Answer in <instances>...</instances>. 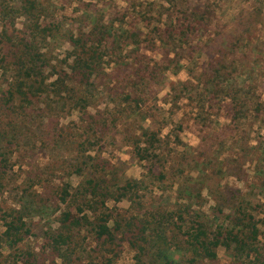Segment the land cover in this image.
<instances>
[{
	"label": "rangeland",
	"instance_id": "obj_1",
	"mask_svg": "<svg viewBox=\"0 0 264 264\" xmlns=\"http://www.w3.org/2000/svg\"><path fill=\"white\" fill-rule=\"evenodd\" d=\"M41 2L46 7V15L59 20L54 24L62 33H76L80 29L87 32L100 20L106 25L113 23L114 29L140 28L148 39H153L155 45L144 43L138 48L135 59L153 64L167 53L169 57L175 56L180 60L181 66L176 72H173L172 66L161 74L157 73L159 75L153 82L144 81L145 85L135 88V70L131 65L126 67L122 63L126 60L131 63L133 59L130 50L134 46L130 45L121 53L117 50L110 57H105L104 74L92 80V86L87 90V111L90 114L106 111L103 119L109 126L90 154H98L110 162L120 184H124L125 179L143 181L138 188L140 197L136 199L141 210L137 203L130 208L126 199L118 203L108 201L109 208H116V212L124 216L136 215L141 221L145 211L173 210L178 203L190 201L196 210L206 212L210 221L219 223L223 216L218 214L217 208L226 214L238 204H250V212L258 220L264 218V107L258 113L253 109L256 99L264 101V0ZM48 20L51 21L50 18ZM24 22L23 17L17 18L15 27L21 30ZM173 26L179 28L180 37L174 32L173 38H167L165 33L164 39L159 42L157 36L163 35L166 27ZM155 28L160 30V34ZM109 32H112L111 28ZM104 45L111 46L108 42ZM151 46L153 49H150ZM71 50L70 44L61 36L42 49L51 56V65L57 70L68 69L64 60ZM5 77L0 75L1 88ZM178 82L187 84V90ZM130 89L142 92L145 101L137 107L131 101L130 106L123 105V110L118 102ZM235 94L238 102L245 101L249 110L245 117L238 116L236 120L232 118L231 100ZM43 103L52 109V112L48 111L50 115L46 110L39 111ZM115 106L118 108L115 109ZM132 109L136 111L133 113ZM36 112L40 117L35 114L26 121L27 126L24 120L17 118L12 124L21 130V136L17 141L19 145L11 147L10 170L3 174L0 184V205L20 206L25 201L21 198V188H26L35 177L38 180L36 175L40 174L41 184L31 189L40 195L35 201H40L39 206L44 211L32 212L27 218L31 222L32 234L20 246L39 252L38 264H62L49 253L41 252V246L46 244L43 232L47 227L57 225L59 211L65 209V205L55 203L53 188L61 183V169L76 161L72 146L58 141V129L55 127H72L69 122L79 120V115L75 111L68 112L67 107L61 106L53 95L45 96ZM115 118L113 126L111 123ZM5 123L6 119L0 115V128ZM140 126L161 130L158 156L153 159V164L138 162L131 152L133 135ZM47 127L51 128L50 133ZM51 138L57 142L53 143ZM149 165H153L155 172H163L164 179L152 178L147 173ZM80 179L75 173L65 178L73 186ZM198 190L200 199L195 197ZM57 206L58 211L51 214ZM216 216L220 219L214 218ZM259 226L264 230L263 221ZM2 228L0 223V230ZM79 236L77 263L103 264L104 258L111 256V253L102 255L105 254L103 247H97L92 235L83 231ZM116 250L118 256L113 264H136L137 255L144 264L152 262L148 253L139 255L126 242H122ZM2 252L4 257L11 255L9 249L3 248ZM217 255V260L212 263L207 260L195 264L234 262L221 247L217 249ZM190 257L188 254V259ZM171 258L179 264H188L177 250L171 253Z\"/></svg>",
	"mask_w": 264,
	"mask_h": 264
},
{
	"label": "trees",
	"instance_id": "obj_2",
	"mask_svg": "<svg viewBox=\"0 0 264 264\" xmlns=\"http://www.w3.org/2000/svg\"><path fill=\"white\" fill-rule=\"evenodd\" d=\"M46 13V7L41 0H0V75L6 76L3 78L2 88L0 87V115L6 119V123L0 128V184L3 174L7 169L10 170L8 161L12 156L11 147L13 144L19 145L17 141L21 130L16 124L12 126L15 118L24 120L27 126L26 121L35 114L40 117L36 109L42 99L49 95L56 96L61 106L67 107L68 112L75 111L79 115V120L69 122L72 127H55L58 129V141L72 146L71 151L76 161L68 164V168L61 169V183L53 188L55 203L65 205V209L59 211L57 225L54 228L47 227L43 232L46 244L41 246V252L49 253L62 264H80L76 262L80 253L78 239L81 232L85 231L92 235L97 247H103L105 254L102 255L111 253V256L104 258L103 264L114 263L118 256L116 248L122 242L137 250L139 255L148 253L152 257L151 264H179L171 258L174 250L179 251L188 264L207 260L212 263L218 258L219 247L230 254L234 260L232 264H264V230L259 226L260 222H264V218L258 220L250 212V204H238L237 208L226 214H223L221 208H217L218 214L222 213L223 216L219 223L210 221L208 214L200 209L196 210L190 201L178 203V209L145 211L141 221L136 215L124 216L116 212V208L108 207V201L118 203L126 199L130 208L137 203L138 209L141 210L140 202L136 199L140 197L138 188L143 181L125 179V183L120 184L112 164L98 154H90L99 145L109 126L103 119L106 111L96 114L87 111V90L92 86V80L104 74L105 57H110L117 50L121 53L122 49L130 45L134 46L133 50H130L133 59L131 63H128L130 60L122 63L126 67L131 65L135 70V88L145 85L144 81L153 82L157 75L172 66L173 72H176L181 66L180 60L175 56L169 57L167 53L159 62L155 61L153 64L135 59L138 48L144 43L155 45L153 39H148L140 28L114 29L113 23L106 25L100 20L87 32L80 29L76 33H62L59 26L54 24L59 20L53 16L51 20ZM19 17L25 20L21 30L15 27V21ZM175 27H166L164 34L157 36V40L162 41L165 33L167 38H173L174 32L180 37L179 28ZM109 28L112 32H109ZM155 30L160 34L158 28ZM58 36L66 39L72 48L64 60V63H68L67 70L55 69V66L51 65V56L42 51L43 47ZM104 42L111 46L104 45ZM150 49H153L152 46ZM68 59L71 61L68 62ZM217 71L219 70L213 72ZM177 84L187 90V84ZM231 100L232 118L236 120L238 116L245 117L249 111L246 102H238L236 94ZM131 101L137 107L145 98L142 92L130 89L124 93L118 104L122 105L124 110L123 105L130 106ZM263 107L264 101L256 99L254 111L258 113ZM46 108L47 105L43 103L39 111L52 112V109ZM117 108L115 106V109ZM132 111L134 113L136 110ZM114 122L116 118L111 125L114 126ZM47 128L50 133L51 128ZM52 141L57 142L55 139ZM160 142V129L140 126L138 132L133 135L131 152L138 162L149 161L153 164V159L158 156ZM152 167L153 165H149L147 173L152 178L163 180V172H155ZM73 173L81 178L75 186L65 180ZM39 175H36L38 180L35 177L26 188H21V198L25 201L20 206L0 205V223L3 227L0 230V264H38L39 252L24 249L20 245L32 234L31 222L27 218L32 212L44 211V208L39 206L40 201H35L40 195L31 189L41 184ZM195 197L200 199L199 190L196 191ZM46 198L44 200H47ZM57 207L51 214L58 211L59 206ZM214 218L220 219L219 216ZM3 248L9 249L11 255L4 257ZM136 264H144L138 255Z\"/></svg>",
	"mask_w": 264,
	"mask_h": 264
},
{
	"label": "clouds",
	"instance_id": "obj_3",
	"mask_svg": "<svg viewBox=\"0 0 264 264\" xmlns=\"http://www.w3.org/2000/svg\"><path fill=\"white\" fill-rule=\"evenodd\" d=\"M183 75H184V73L182 72V73H181V76H183ZM125 158H126V157H125Z\"/></svg>",
	"mask_w": 264,
	"mask_h": 264
}]
</instances>
